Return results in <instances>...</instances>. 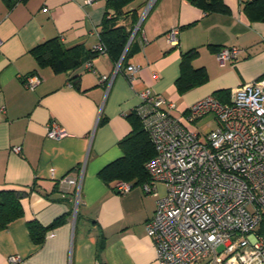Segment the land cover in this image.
I'll list each match as a JSON object with an SVG mask.
<instances>
[{
	"label": "crops",
	"instance_id": "obj_1",
	"mask_svg": "<svg viewBox=\"0 0 264 264\" xmlns=\"http://www.w3.org/2000/svg\"><path fill=\"white\" fill-rule=\"evenodd\" d=\"M223 1L229 14L205 13L189 0H157L140 32L130 16L117 22L133 31L129 48L89 59L100 42L108 0H0V193L17 191L22 205L21 217L0 229V264L14 255L21 264H156L146 224L157 196L145 194L144 183L136 181L122 194L116 188L122 181L106 182L100 174L124 155L119 144L133 129L128 116L141 102L140 91L174 103L172 114L189 125L186 117L198 101L228 103L236 89L264 79V22L245 14L252 0ZM173 29L177 45L168 42ZM57 39L87 55L80 67L57 72L37 62L32 50ZM226 47L240 53L221 65L216 54ZM194 49L191 67L206 78L180 91L182 56ZM89 61L95 72L86 68ZM119 63L112 84L101 83ZM130 65L137 68L132 81L125 74ZM29 77L39 80L33 90L25 83ZM51 123L67 136L48 138ZM189 127L205 140L217 122L207 116ZM66 179H82L79 201L78 188ZM156 191L166 188L158 184ZM31 222L45 229L41 243L31 235Z\"/></svg>",
	"mask_w": 264,
	"mask_h": 264
},
{
	"label": "built area",
	"instance_id": "obj_2",
	"mask_svg": "<svg viewBox=\"0 0 264 264\" xmlns=\"http://www.w3.org/2000/svg\"><path fill=\"white\" fill-rule=\"evenodd\" d=\"M157 0H150L143 17ZM93 0H87L92 4ZM178 30L167 34L168 42L177 45ZM105 54L99 42L94 48ZM240 50L226 47L216 58L221 65L234 61ZM86 68L95 72L91 61ZM135 66L125 74L132 81ZM121 71L119 63L111 77ZM27 87L34 89L39 80L29 77ZM139 106L134 110L149 135L156 155L145 168L150 181L143 184L147 195L157 196L156 211L146 224L156 249V264H264V79L236 89L228 103L207 97L190 107L186 125L174 116L176 106L144 89L138 93ZM211 116L216 129L205 140L194 129L198 119ZM47 137L60 140L67 133L57 123L47 125ZM22 148L13 152L20 154ZM76 186L80 200L81 180L66 179ZM162 184L164 194L156 191ZM117 190L126 194L132 189L118 182ZM223 248L222 251H218ZM9 264H21L20 256H11Z\"/></svg>",
	"mask_w": 264,
	"mask_h": 264
},
{
	"label": "trees",
	"instance_id": "obj_3",
	"mask_svg": "<svg viewBox=\"0 0 264 264\" xmlns=\"http://www.w3.org/2000/svg\"><path fill=\"white\" fill-rule=\"evenodd\" d=\"M132 1L108 0L106 20L100 34V43L105 48V54L122 53L126 48L133 31H128L124 25H119L117 22L121 23V21L130 16L133 24L137 25L141 17L140 9L127 10ZM189 2L201 8L205 13H230L229 7L223 0H189ZM244 11L251 21L264 22V0H252L246 3ZM110 14L112 15L110 16ZM134 42H132L126 58L130 56ZM32 53H34L40 65L50 66L57 72L74 71L82 65L85 56H87L78 47L65 49L58 39L40 44L32 50ZM197 53L198 51L194 49L182 56L181 76L177 81L180 91L189 90L205 81L206 77L201 74L200 70L196 71L191 67V60ZM96 54L99 55L98 52L92 49L91 53L88 54L89 59ZM128 119L133 129L119 144L124 153L123 157L105 168L100 174L101 178L106 182L122 181L130 183L136 181L137 183H146L150 181V176L145 166L156 155L154 146L135 111L128 116ZM21 215L20 193L17 191L1 192L0 229L5 228L11 221L21 217ZM38 226L36 222H31L29 229L36 242L41 243L43 240L42 233L45 232V229ZM38 232L41 235H37Z\"/></svg>",
	"mask_w": 264,
	"mask_h": 264
},
{
	"label": "rangeland",
	"instance_id": "obj_4",
	"mask_svg": "<svg viewBox=\"0 0 264 264\" xmlns=\"http://www.w3.org/2000/svg\"><path fill=\"white\" fill-rule=\"evenodd\" d=\"M150 2V0H133L130 4V6H128L127 10H133V9H140L142 12L146 9L148 3ZM130 19V24L132 23V18H129ZM128 19V20H129ZM141 18L139 19L138 23L136 26L139 25V22H140ZM139 30H140V27H139ZM223 248H219V252L222 251ZM194 264H207L206 261L204 260H201L197 263H194Z\"/></svg>",
	"mask_w": 264,
	"mask_h": 264
},
{
	"label": "water",
	"instance_id": "obj_5",
	"mask_svg": "<svg viewBox=\"0 0 264 264\" xmlns=\"http://www.w3.org/2000/svg\"><path fill=\"white\" fill-rule=\"evenodd\" d=\"M143 19H144V17L142 16V17H141V20H140V22H139V25L137 26V30H138V28L140 27V25L142 24ZM137 30H136V32H137ZM134 35H135V34H134ZM132 39H133V37L131 38V41H132ZM131 41H130V43H131ZM130 43L128 44L127 48H129Z\"/></svg>",
	"mask_w": 264,
	"mask_h": 264
}]
</instances>
